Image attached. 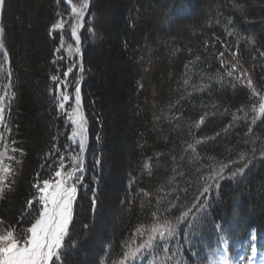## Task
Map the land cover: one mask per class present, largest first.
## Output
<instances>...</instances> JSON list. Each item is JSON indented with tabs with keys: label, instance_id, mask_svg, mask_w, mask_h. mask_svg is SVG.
<instances>
[{
	"label": "trees",
	"instance_id": "16d2710c",
	"mask_svg": "<svg viewBox=\"0 0 264 264\" xmlns=\"http://www.w3.org/2000/svg\"><path fill=\"white\" fill-rule=\"evenodd\" d=\"M0 9V160L12 173L0 229L29 228L40 207L28 208L33 185L54 177L61 155L66 169L81 157L67 123L79 81L89 140L63 264H118L125 244L146 239L137 229L153 213L170 209L174 219L197 197L206 210L192 208L167 252L144 257L208 264L224 238L234 257L253 232L262 246L264 0H90L74 61L66 0H5ZM221 165L225 179L200 196Z\"/></svg>",
	"mask_w": 264,
	"mask_h": 264
},
{
	"label": "snow or ice",
	"instance_id": "6c2138e0",
	"mask_svg": "<svg viewBox=\"0 0 264 264\" xmlns=\"http://www.w3.org/2000/svg\"><path fill=\"white\" fill-rule=\"evenodd\" d=\"M4 4L5 0H0V8ZM87 9L88 0H84L79 7L75 5L72 7V12L75 14L72 35L76 38L77 47L75 51L77 53L80 52V37L77 34V29L83 27V16ZM52 27L54 29L62 28L63 23L58 22ZM89 31L91 32L92 29H89ZM2 32L3 29H0V33ZM2 47L3 44L0 43V48ZM71 71L72 68L69 67L64 75L67 76ZM81 72H83L82 65ZM52 79L57 81L59 78L53 76ZM247 82L249 85L252 83L250 78ZM74 97V107L71 108L67 121L72 126L69 140L77 143L79 153H83L86 149L87 129L86 119L80 111L81 89L79 87V81H77L75 86ZM69 99L70 95L68 93H60L58 97V108L61 114L64 113L65 104ZM260 110L264 112V103L260 104ZM65 147L70 146L66 145ZM2 155L0 154V157ZM72 160V166L66 169L64 156L61 155L59 170L55 171L54 177L37 181L33 185L36 193L32 195V199L27 201L28 208L32 209L33 201L40 207L36 213L34 222L29 228L20 232H17L14 228L0 229V264H63L65 239L69 237V225L73 220V205L77 198L78 187L83 183L84 172L83 162L80 160L79 154L73 157ZM97 163H99L98 160ZM226 167L227 165H221L218 171L214 170L211 175L204 178L206 186L200 192V196L209 193L212 188L218 185L220 180L225 179L224 169ZM247 167L248 165L245 164L243 168L237 169V171L230 173V175L236 176L238 173H243ZM0 173H2L0 174V199H3L6 189L9 188L5 180L12 173L10 167L4 165L2 160H0ZM93 195L95 197V193ZM207 206V198L203 202H200L199 197H197V203L193 204L192 208H195L196 213H201L206 210ZM93 207H95V199H93ZM176 207V204H170V208ZM192 208L181 212L174 219L164 214L170 209H165L159 215L153 213L154 223L148 228L137 229V233L141 236H146V239L136 247L125 244L126 251L124 252L123 259L118 264H140L145 253L152 252L158 247L164 248L165 252H167V244L177 235L179 225L182 222H187L191 226L192 220L190 217L195 215ZM2 223L3 221H0V224ZM252 239H256L255 234H253ZM223 243L225 244V248L222 254L218 258L210 261L209 264H237L231 250L227 247V238L223 239ZM257 252V246L252 244L250 247V255L247 257V264H254L253 258L257 256ZM244 259V257H241V261ZM260 264H264V260H261Z\"/></svg>",
	"mask_w": 264,
	"mask_h": 264
},
{
	"label": "rangeland",
	"instance_id": "374dc122",
	"mask_svg": "<svg viewBox=\"0 0 264 264\" xmlns=\"http://www.w3.org/2000/svg\"><path fill=\"white\" fill-rule=\"evenodd\" d=\"M66 2L71 8V17H70V19L73 20L74 23H75V18H74L75 14L72 12V7H73V5H75L76 7H79L84 2V0H80V2H74L73 0H71V2H69V0H66ZM88 7H89V0H88ZM87 11H88V9H87ZM87 11L85 12V14L83 16V23H84V20L86 18ZM58 29H61V28H56V30H58ZM77 34H78V31H77ZM73 39H74V45H67L68 55H69V58L72 59V61H74V58H75L74 54H76V56L78 55V53L75 51V49L77 47L76 38L73 36ZM1 41H2V36H1V33H0V43H2ZM1 51H2V48H0V52ZM0 118H1V110H0ZM0 123H1V119H0ZM74 144H77V143H74ZM0 174H2V173H0ZM252 236H253V234H252ZM261 243H262V246L259 247V245L256 244V239L253 240L252 237H251L249 239V241L246 243L247 246L243 247V249L239 250L237 255L234 256V259L236 260L237 264H247V257L250 255V247H251L252 244H255L257 246V248H258L257 256L253 258L254 264H260L261 260H264V239L262 240ZM222 252H223V250L215 251V254L213 255V257H211L209 259V262L214 260V259H216V258H218V256L221 255ZM241 257H244L245 259L243 261H241ZM148 260H150V261H148ZM162 261H164V260H162ZM162 261H161V259L154 258V257H143L141 262H140V264H162L163 263ZM209 262H208V264H209Z\"/></svg>",
	"mask_w": 264,
	"mask_h": 264
},
{
	"label": "water",
	"instance_id": "95a60500",
	"mask_svg": "<svg viewBox=\"0 0 264 264\" xmlns=\"http://www.w3.org/2000/svg\"><path fill=\"white\" fill-rule=\"evenodd\" d=\"M81 45H82V41H81V37H80V43H79V48H81ZM81 113H82V106H81V109H80ZM83 114V113H82Z\"/></svg>",
	"mask_w": 264,
	"mask_h": 264
}]
</instances>
